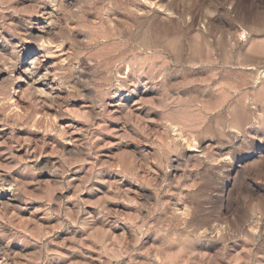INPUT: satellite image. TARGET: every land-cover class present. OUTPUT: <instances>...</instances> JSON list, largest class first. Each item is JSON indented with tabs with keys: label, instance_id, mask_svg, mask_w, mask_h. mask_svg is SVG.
Masks as SVG:
<instances>
[{
	"label": "rangeland",
	"instance_id": "obj_1",
	"mask_svg": "<svg viewBox=\"0 0 264 264\" xmlns=\"http://www.w3.org/2000/svg\"><path fill=\"white\" fill-rule=\"evenodd\" d=\"M0 264H264V0H0Z\"/></svg>",
	"mask_w": 264,
	"mask_h": 264
}]
</instances>
